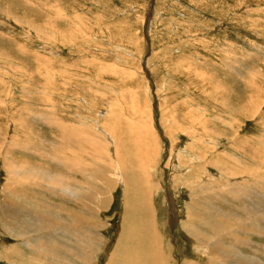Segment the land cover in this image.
<instances>
[{
    "label": "rangeland",
    "instance_id": "obj_1",
    "mask_svg": "<svg viewBox=\"0 0 264 264\" xmlns=\"http://www.w3.org/2000/svg\"><path fill=\"white\" fill-rule=\"evenodd\" d=\"M217 86L228 91L223 98L217 94ZM237 98H240L241 109L243 104L254 100L257 106L253 113L256 114L239 119L241 115L237 113L235 118L239 122L227 120L221 101L228 100L232 111L238 107ZM28 109L32 110L30 116ZM189 111L195 112L191 127L223 131L222 136H204L206 143L215 144L214 152L209 153L208 145L204 146L206 150L198 147L194 136L192 139L178 128L183 125L184 129H189L188 122L182 124L183 116ZM110 112L111 130L114 131L116 124L125 128L131 166L136 165L137 169L144 147L133 135L137 122L149 125L156 158L146 174L153 175L152 207L154 219L160 224H156L157 231L167 245L172 263L199 262L194 241L182 227L194 199L209 197L210 190L197 188L200 179H208L199 176L193 168L204 163L200 160L196 164L193 159L210 161L214 154L230 152L234 142L246 146L248 152H264V0H0V128L4 130L0 132V189L6 187L11 174H7L5 164L18 160L30 161L71 178L77 176L73 174L83 165L111 174V165L115 163L116 174H122L119 161L112 155L115 147L105 129ZM209 116H212L209 121L220 117V122L208 127L198 125L208 121ZM174 122H179L178 126L175 127ZM67 126L71 127V132L75 127H83L102 146L95 143L94 148H88L78 136L69 133L67 136L75 139L70 141L75 150L74 154L66 151L70 145L63 146L60 137L64 134L62 127ZM33 139L37 143L21 152L27 143H34ZM10 143H13L12 148L7 146ZM64 153L73 159L70 169L64 167L69 165L68 162L63 164ZM240 158L242 164L255 168L262 160L256 157L249 161L243 155ZM208 170L212 175L219 172ZM262 171L264 173V165ZM240 176L243 183L253 179L246 174ZM262 181H258V186H263ZM111 185L112 203L109 202L106 210L95 212L107 224L106 230L98 226L100 239L95 243L94 253L91 252L88 259L80 258L81 264H108L121 234L125 185L119 179ZM193 189L197 194L192 195ZM60 191L59 188L48 193L43 191L40 200L46 205L63 206L65 201ZM227 193L228 189L220 188L216 203L231 213L235 207L225 203L231 200ZM260 195L257 193L258 197ZM233 200L236 206L239 203V211L245 209V203ZM4 201L1 195L0 206ZM258 201L260 204L255 202L252 207L260 217L257 221L264 223V199L258 198ZM2 221L0 210V251L3 254L0 264H11L8 259L12 258H7L4 250L18 245V241L3 231ZM56 222L60 223L58 219ZM38 228L37 222L30 230ZM205 231L208 237L214 236L212 231ZM33 233H29L30 237ZM247 237L253 243L264 244L261 228H255ZM22 238L28 236L18 240ZM32 241L29 238V242ZM23 250L27 251L26 256L30 254L27 245ZM245 252L254 255L250 249Z\"/></svg>",
    "mask_w": 264,
    "mask_h": 264
},
{
    "label": "bare ground",
    "instance_id": "obj_2",
    "mask_svg": "<svg viewBox=\"0 0 264 264\" xmlns=\"http://www.w3.org/2000/svg\"><path fill=\"white\" fill-rule=\"evenodd\" d=\"M214 87H216V85ZM217 87L219 88V89L216 88L219 92L217 94L220 95L221 98H223L222 95H224L228 91H226L224 88L220 89L219 86ZM239 101L240 98H237L236 103L238 107L234 110L232 109V111L229 110L230 102L228 100L221 101L220 105L225 111V117L227 118V120L229 119L233 122H239L237 120L242 119V117L244 116L247 118L248 115L254 116L256 114L253 113L255 106H257V103L254 100L247 102L245 105L243 104L242 109L241 107L239 108ZM237 109H241V110H237ZM31 113L32 110L30 109L28 111L29 116L31 115ZM194 113H195L194 111H189L183 116L182 124L188 122L190 125L189 129L188 128L184 129V127H182L183 125L178 126L179 122H174L173 125L175 127L178 126V128L181 129V131H185L184 133L191 135L192 139L195 137L194 139L196 140V145L198 147L200 146L201 148L204 149V146L207 148L206 145H208V148L211 149L209 153H212L214 152L213 148L215 144L212 143V141L206 143L205 141L206 137L204 136H209V137L216 135L222 136L223 131L221 132L215 129H209L205 127L201 128L199 126L191 127L194 124V121L192 120V116ZM237 113H240L241 118L239 119L235 118L236 116H238ZM111 117H112V112L109 113V116L106 120L105 129L108 132L107 136L109 137V140L115 147L112 155L115 157L117 161H119L120 168L123 171V173L120 175H118V173L116 174L117 171H116L115 163L111 165L112 166L111 174H105L104 171H102V173L101 171L96 172L94 168H92L91 166L83 165L84 167L77 169L76 174H73L74 176L77 175L74 178L67 176L65 177V175L59 173H53L48 168H42L40 166L30 164V161L21 163V161L19 162L18 160L17 162H12V163L10 162L9 164H5V167L7 169V174L9 173L11 174H9L8 176L9 179L8 182H6L7 183L6 187L0 189V196L2 195L5 198L4 203L1 204L0 206L2 219H3L2 221L3 231L9 232L10 233L9 235L13 236L15 239L17 238L18 241V245L4 250L5 252L4 255L7 258L13 259V260L8 259L11 264H81L80 258L88 259L90 256L89 254L93 252L95 243L97 244V242L100 239V237H98L100 232L97 231L98 226L102 227L101 230L107 227V224L104 223L102 220H100V218L95 212L99 213L100 211L106 210L108 208L109 202L111 201L112 203L113 198L111 192L113 190L111 183L113 184L115 182L116 184V181L118 179L119 182L125 185L123 223L121 227L122 230L121 231L119 230L121 234L119 236V239L117 240V243L115 244L116 246L109 258L108 264H174L175 263V262L172 263L171 260L172 257H169L168 250L166 248L167 245H165L163 239L160 238L156 228V224L159 223L158 222L156 223L154 219L155 210H153L154 206L152 207V197L154 193L153 189H155V187H152L153 181L151 178L153 175L151 176V174H146L148 173L147 170L153 166L156 158L153 149V143H154L153 134L150 131V128L148 127L149 125L146 126L145 124H141L137 122L136 128L134 127L135 132L133 136H135L137 142L139 141L140 145L144 147L143 148L144 154L137 163L138 164V169H137L136 165L131 166L132 160L130 153H128L129 151L126 144L127 139L124 131L125 128L123 130V128H121L119 124H116L114 131H112L111 130L112 125L110 123L113 122L111 121ZM218 118H214L216 120L209 121L210 119H212V116H209L207 118L208 121L205 120L206 122H204L203 120L204 123H200V124L198 123V125H204L207 127L213 126L217 122H220ZM54 120L56 121V119ZM89 125L90 124H88L87 126ZM67 127L69 128V126ZM67 127H62L64 134H62V137H60L63 146L70 145L68 146L69 148L67 149L64 148L66 149V151L73 153V150H75L72 149L71 146L73 144H71L70 142L71 140L73 141L74 138L70 139L72 137L69 138L67 136V134L69 133H71L73 137L78 136V140H80V142H83V144L87 145L88 148H92V147L94 148L96 144L102 146V143H100L99 140L92 139L90 137L91 134L88 135V133H86V131L82 129L83 127H80L79 129H77L78 127L77 128L75 127L77 130L75 128L74 129L72 128L73 132L70 131L71 127L69 129ZM128 128L131 129V127ZM88 130L91 131V129ZM1 131L4 132V130L0 128V132ZM104 133L106 134V132ZM232 141L234 140L232 139ZM33 142L34 143L32 142L27 143L20 151L21 152L27 151L28 149H30L31 144L37 143V140L33 139ZM193 143L195 142L193 141ZM12 144L13 143H10L9 145L7 144H3V145L5 146L7 145L9 148H12L13 147ZM76 144H80V143L77 142ZM154 146L156 145L154 144ZM55 148L57 147L55 146ZM100 148L99 151L102 149ZM154 148L155 150H158L156 149V147ZM64 149L63 151H65ZM63 151H61V153ZM91 151L94 152L95 150L92 149ZM248 151L246 150V146H240L239 144L234 142L233 145L231 146L230 152L226 154H221V153L214 154V156L212 155L213 157L212 159H210V161H208L207 158L193 159L196 160V164L200 160L201 163H204L203 165L199 164L198 166H193V168L195 169V172L199 176H205L208 179L207 181L203 180L205 182L201 181L200 179L197 188H202L201 189L202 191L203 190L206 191V189L209 188L210 192L207 195L210 196L209 197L205 196L204 199L199 198V196H197L194 199V201L191 203V206L188 207L186 222L184 223L183 221L184 225L182 228H184L191 235L194 241V249L196 251V255L198 256L196 258H199V262L192 263L191 261V263L188 264H264V244L260 245L257 243H253L247 237L248 234H251L255 231V228H261V230H263V235H264V226H263L264 223L257 221L258 217L255 215L257 213L254 211L252 207V204L255 202H258V204H260L258 198L264 199V173L262 171L264 165V152H259V151L257 152L254 150L250 152ZM246 152H248L247 155H244ZM96 153H98V151ZM109 153H111L110 149H109ZM58 154H60L59 151ZM64 155H63V159H64L63 164H65V162H68L69 165H65V166L63 165V166L66 169H70L71 166L70 163L73 162V159H71L70 156L66 155L65 153ZM240 155H243L245 159H248L249 161H253L254 158L256 157L262 158V160L260 161L261 163L259 164V167L256 166L257 168H255V166H251L249 164H245V163L242 164ZM222 156L228 158L227 161L226 160L224 161L222 159L224 161L222 162L220 158ZM112 158L113 157H111V159ZM208 158L211 157L209 156ZM188 159H190V156L189 158H187V160ZM171 161H173V159ZM196 164L195 162H193V165ZM208 168L217 169L219 172L218 174L215 175L209 174ZM153 171L156 170L152 169V172ZM210 171L212 172V170ZM240 174H246L249 177V179L252 177L253 179H251L250 182L248 181L243 183L242 179L239 180L241 177ZM231 180H236V181H231ZM259 180H263L261 182L263 184L262 187L258 186V184H260L258 183ZM224 187L225 189H228L227 194L231 196V200L225 203L229 207L232 206L235 207L233 212L231 213L227 212V208L225 206H223L224 208H222L221 205H218L219 203L218 204L216 203V199L218 198V196H220L218 195V190ZM257 187H260V191H257L258 190ZM56 188L61 189L60 191L62 194L61 198L63 201H65L63 206L57 204L54 206L51 203H49V205H46V202L44 200L43 201L40 200V198H42L41 193L43 191L48 193L50 191L55 190ZM257 193H261L260 195L261 197H258ZM195 194H197V192L195 189H193L192 195ZM233 199L245 203L246 205L245 209L239 211V207H238L239 203L236 206L237 203L234 204ZM58 216H61V218ZM210 217L212 218V220L209 219ZM56 219L60 221L58 225ZM37 222L39 228L31 231L30 228L36 226ZM206 229L208 230V232L212 231L214 233V236L208 237L207 236L208 233L206 234L205 231ZM17 232H20V234H17ZM29 233H33L31 237ZM221 234L224 236L223 239L221 237L222 236ZM25 236L26 237L28 236V238L27 239L22 238L21 240H18L21 237H25ZM62 236H65L66 238H62ZM260 236L262 235L260 234ZM29 238L30 239L32 238L33 240L31 243L29 242ZM225 238L227 240H225ZM226 241H228V243H226ZM65 244H67L68 246L65 247ZM26 245L30 252L28 256H26L27 251L23 250L24 246ZM247 249L253 251L254 255L247 254L245 252V250ZM2 255L3 254L0 251V256ZM16 260L19 261L17 262Z\"/></svg>",
    "mask_w": 264,
    "mask_h": 264
}]
</instances>
